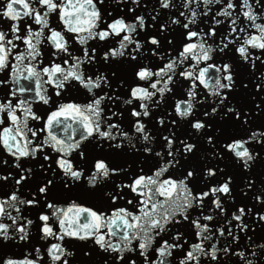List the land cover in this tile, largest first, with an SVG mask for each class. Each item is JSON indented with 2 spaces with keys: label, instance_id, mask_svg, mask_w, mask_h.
<instances>
[{
  "label": "snow or ice",
  "instance_id": "1",
  "mask_svg": "<svg viewBox=\"0 0 264 264\" xmlns=\"http://www.w3.org/2000/svg\"><path fill=\"white\" fill-rule=\"evenodd\" d=\"M258 230L264 0H3L0 264H264Z\"/></svg>",
  "mask_w": 264,
  "mask_h": 264
},
{
  "label": "water",
  "instance_id": "2",
  "mask_svg": "<svg viewBox=\"0 0 264 264\" xmlns=\"http://www.w3.org/2000/svg\"><path fill=\"white\" fill-rule=\"evenodd\" d=\"M2 3H3V0H0V4H2ZM71 96L72 97H76L77 99H82V97L77 96V94L75 92H73L71 94ZM177 98H179V97H174L172 100H169V104H173L175 102V99H177ZM69 99H71V97H69ZM69 99H66L64 102H69ZM132 159H134V158H131V157H123L121 159V162H124V161L132 162ZM261 234H264V233H261L260 230H258L257 237H259V235H261ZM238 250H243V249H238ZM20 253H21V250L20 249H17V248H12V249H9L8 250V254L9 255L15 254L16 258H22V256H21Z\"/></svg>",
  "mask_w": 264,
  "mask_h": 264
}]
</instances>
